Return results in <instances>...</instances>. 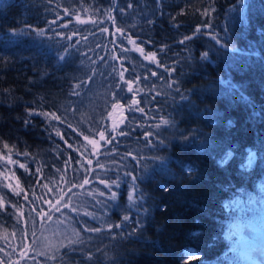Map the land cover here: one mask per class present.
<instances>
[{
  "label": "trees",
  "instance_id": "16d2710c",
  "mask_svg": "<svg viewBox=\"0 0 264 264\" xmlns=\"http://www.w3.org/2000/svg\"><path fill=\"white\" fill-rule=\"evenodd\" d=\"M243 222L264 235V0H0V264H253Z\"/></svg>",
  "mask_w": 264,
  "mask_h": 264
},
{
  "label": "rangeland",
  "instance_id": "374dc122",
  "mask_svg": "<svg viewBox=\"0 0 264 264\" xmlns=\"http://www.w3.org/2000/svg\"><path fill=\"white\" fill-rule=\"evenodd\" d=\"M118 115V114H117ZM124 114L120 113L118 116L113 115V119L121 121V118H123ZM123 120V119H122ZM115 125L117 124L116 121L114 122ZM252 225V226H251ZM243 230L239 234L241 237H248L251 238L252 242L255 241L254 245L258 247L257 251H254V254L256 259L260 258L262 259L263 251L260 250V246L264 243V237L261 234L260 230L256 228L255 224L245 225L242 228ZM73 233V230L70 229L65 222L63 221H52L45 226H43V229L40 233L38 247L42 250H48L53 251L57 247H59L71 234ZM260 264H264V260H262Z\"/></svg>",
  "mask_w": 264,
  "mask_h": 264
},
{
  "label": "snow or ice",
  "instance_id": "6c2138e0",
  "mask_svg": "<svg viewBox=\"0 0 264 264\" xmlns=\"http://www.w3.org/2000/svg\"><path fill=\"white\" fill-rule=\"evenodd\" d=\"M128 7H131V5H128ZM178 27V26H177ZM21 31H25V30H21ZM119 31V30H118ZM39 34L40 35H43V30H40V32H39ZM185 39H190L189 37H185ZM154 56H155V53H152L150 56H148V57H145L146 59H152V58H154ZM207 56V53H204L203 54V56L202 57H206ZM61 59H63V57H61ZM121 76H123V73H121ZM131 81H128V85H129V87L131 86ZM35 115H44V116H48L49 114L48 113H35ZM53 115V117L55 118V119H59V117H55L54 116V114H52ZM165 123H167V121H165ZM101 135H103V134H101ZM5 147H7V145H5ZM254 160H255V156H254V154H250V156H249V165H251V163L252 162H254ZM21 167H23L22 165H21ZM188 171H190V169H187ZM131 179H135V177H130ZM114 184H118V182H116V181H114L113 182ZM165 190H167V189H165ZM117 195H118V193L117 192H112V197H113V199H115L116 197H117ZM133 199V197H132V194L130 193L129 194V200H132ZM130 219V217L129 216H124L123 217V221H127V220H129ZM116 227H120V225H117ZM89 259H91V257H89Z\"/></svg>",
  "mask_w": 264,
  "mask_h": 264
}]
</instances>
